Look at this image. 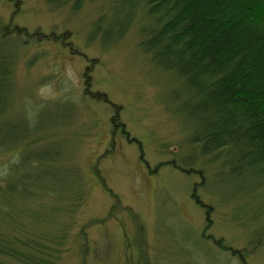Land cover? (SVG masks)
<instances>
[{"label":"rangeland","instance_id":"obj_1","mask_svg":"<svg viewBox=\"0 0 264 264\" xmlns=\"http://www.w3.org/2000/svg\"><path fill=\"white\" fill-rule=\"evenodd\" d=\"M14 11L0 0V54L12 62L0 108V179L12 167L17 180L19 165L46 148L56 156L46 164L61 168L41 181L71 186L14 204L8 222L0 216V233L45 264H264V171L227 179L223 156L202 154L183 107L193 94L143 51L140 24L104 39L94 23L119 11L112 0H84L78 10L20 0L11 26L27 36L6 27ZM53 31L68 33L67 44L33 35ZM88 65L92 91L112 102L85 93Z\"/></svg>","mask_w":264,"mask_h":264},{"label":"trees","instance_id":"obj_2","mask_svg":"<svg viewBox=\"0 0 264 264\" xmlns=\"http://www.w3.org/2000/svg\"><path fill=\"white\" fill-rule=\"evenodd\" d=\"M11 1L15 11L6 27L9 30L12 28L19 35L25 33L29 36L31 32L27 28L11 26L14 15L20 8V0ZM49 2L54 6L70 2L73 9L78 10L84 0ZM112 2L115 8L119 7V11L110 19L96 20L95 32L105 34L104 39L119 40L131 27L140 24L143 35L140 46L143 51L151 55L158 67L182 78L184 87L193 94L184 102L183 107L192 123L193 138L200 143L202 154L222 155L221 172L228 171L225 176L227 179L231 174L239 180H243L248 173L253 176L261 175L264 171V0ZM143 21L149 23L145 24ZM33 35L67 44L68 33L65 32H36ZM73 50L75 53L81 52L77 48ZM3 55L0 54L2 109L8 101L11 88L9 77L12 63ZM91 69L90 65L85 69V93L99 101L112 102L106 93L92 91ZM113 121L115 126L121 125L123 132L129 135L117 116H113ZM33 133L29 132L23 137H29ZM30 157L33 162L29 167L22 169L19 165L21 173L17 180L11 179L12 167L0 179V216L5 222L12 218L14 204L35 199L39 189L54 187L64 191L71 186L63 187L54 182L45 184L41 181L39 175L60 167L46 164L56 160L49 149L45 148L44 153ZM169 163L176 165L174 161ZM193 197L199 205L207 208V213L210 212L209 204L194 193ZM252 217L257 220L259 215L253 214ZM3 234L0 233V264H12L7 259H13L19 264L47 263L41 255L27 250L26 244L17 245ZM203 235L223 250L238 253L244 262L247 259L245 253L234 251L222 239H217L212 234Z\"/></svg>","mask_w":264,"mask_h":264}]
</instances>
